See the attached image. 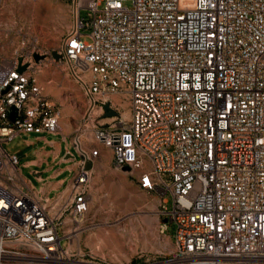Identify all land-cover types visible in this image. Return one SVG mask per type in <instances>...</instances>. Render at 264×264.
Here are the masks:
<instances>
[{"label": "built area", "instance_id": "1", "mask_svg": "<svg viewBox=\"0 0 264 264\" xmlns=\"http://www.w3.org/2000/svg\"><path fill=\"white\" fill-rule=\"evenodd\" d=\"M71 7L72 25L53 50L60 60L34 45L0 61V264H264V0H72ZM46 61L65 63L88 102L71 141L78 168L50 197L3 147L22 134H62L60 109L40 80ZM106 102L129 118L118 112L100 123L110 118ZM95 144L157 197L160 234L174 226L172 250L108 263L74 248L96 226L93 169L84 168L100 157Z\"/></svg>", "mask_w": 264, "mask_h": 264}, {"label": "rangeland", "instance_id": "2", "mask_svg": "<svg viewBox=\"0 0 264 264\" xmlns=\"http://www.w3.org/2000/svg\"><path fill=\"white\" fill-rule=\"evenodd\" d=\"M71 5L72 0H0V61L30 51L34 45L36 50L46 54L57 49L72 25ZM126 5L131 6V3ZM81 16L88 22L87 11H82ZM82 33L83 40L90 41V30L83 28ZM40 80L49 99L60 109L61 129L67 139L64 140L62 134L29 133L3 145L7 153L17 156L21 175L36 189L43 185L33 173L36 170L42 173L45 182L54 181L52 175L59 169L62 172L58 178L64 179L66 185L74 176L75 171L68 167L81 157L71 141L78 134L76 127L88 106L80 84L69 74L65 63L44 62ZM113 108L122 115L127 111L117 104ZM107 119L102 117L98 121L111 122ZM45 139L61 142L62 149L67 146L75 159L59 164V160L55 161L53 156L43 152L53 147L46 145ZM95 145L97 149L103 148ZM105 150L107 152H101L96 159V169L92 174L89 218L95 221L96 226L74 241V248L80 245L85 252L92 253L95 261L108 263L135 261L141 252L152 255L172 250L174 226L169 224L167 233L160 234L158 217L147 204L150 195L140 190L125 170L116 169L111 150ZM40 156L44 158L41 166L27 165ZM98 169L101 175L96 181ZM166 197L170 208L171 197ZM85 260H91V257L86 256Z\"/></svg>", "mask_w": 264, "mask_h": 264}, {"label": "crops", "instance_id": "3", "mask_svg": "<svg viewBox=\"0 0 264 264\" xmlns=\"http://www.w3.org/2000/svg\"><path fill=\"white\" fill-rule=\"evenodd\" d=\"M62 136L65 140L67 139V137H65V135H63V133H62ZM45 144L53 146V147L50 149L44 150L43 152H45V154L47 156H50V155L53 156V159L55 161L59 160V164L72 161V159L70 157H67V156H69L68 152H71L70 149L66 146L65 150H63L62 146H61V142H55V141L49 142L47 139H45ZM99 149L101 152H107V150H105L103 148L102 149L99 148ZM63 152H66L64 156H63ZM43 162H44V158H43V156H40L37 159L31 160L27 165L32 164V165L41 166L43 164ZM77 168H78L77 161L74 163L73 166L68 167V169L74 170V171H76ZM61 172H62V169L56 170L52 175V178L55 180L45 182L44 178L42 177V173L39 172L38 170L34 171L33 173L36 175V178L39 181L43 182L42 187L40 189H37V190L42 195L49 196V197L53 196L52 192H56V194L62 192L66 187V183H65L64 179L58 178V176L61 174ZM132 181H133V179H132ZM150 197H151V199L148 201L147 204L149 205L150 210L152 212H154V214L158 217L157 212L159 211V201H158L157 197H155V196H150ZM171 242H172V238H171Z\"/></svg>", "mask_w": 264, "mask_h": 264}, {"label": "water", "instance_id": "4", "mask_svg": "<svg viewBox=\"0 0 264 264\" xmlns=\"http://www.w3.org/2000/svg\"><path fill=\"white\" fill-rule=\"evenodd\" d=\"M52 56H53L56 60H60V59H61V56H60L57 52H55V51L52 52ZM34 58H35L36 61H39L40 59H43V57L40 56V55H38V54H35V55H34ZM21 62H22V59H19V64H20V65H19L18 71H19V72H24V71L26 70V66H22V65H21ZM104 111H105V116H106V117H114V116H117V115H118V112H117L115 109L112 108L110 102H106V103L104 104ZM14 118H15V112H12V114H11V119L14 120ZM68 155H69V156H67V157H72V156H70V154H68ZM84 168H85L86 170H90V169H92V168H93V163L90 162V161H87V162L85 163V165H84Z\"/></svg>", "mask_w": 264, "mask_h": 264}, {"label": "bare ground", "instance_id": "5", "mask_svg": "<svg viewBox=\"0 0 264 264\" xmlns=\"http://www.w3.org/2000/svg\"><path fill=\"white\" fill-rule=\"evenodd\" d=\"M123 117L126 118V119H128V118H129V112H128V111H125V112L123 113ZM107 120H108V121H112V120H114V117L108 118ZM92 169H93V171H95V169H96V164H94V166H93ZM99 169H100V168H99ZM99 169L96 170V171H97L96 181L99 180L100 175H101V172H100ZM76 264H80V263H76Z\"/></svg>", "mask_w": 264, "mask_h": 264}]
</instances>
